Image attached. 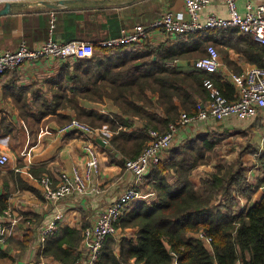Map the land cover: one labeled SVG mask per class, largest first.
I'll list each match as a JSON object with an SVG mask.
<instances>
[{
	"label": "trees",
	"instance_id": "trees-1",
	"mask_svg": "<svg viewBox=\"0 0 264 264\" xmlns=\"http://www.w3.org/2000/svg\"><path fill=\"white\" fill-rule=\"evenodd\" d=\"M69 33H62L61 39L85 40ZM234 37L242 44L234 47L242 59L264 67V45L253 42L247 34ZM103 39L106 38L93 37L91 41L97 46ZM202 45L198 43L174 53L152 47L141 52H127L122 46L105 49L111 58L88 61L84 72L75 68L73 74L67 70L62 72L65 83L55 91L50 109L38 108L37 117L72 109L74 116L58 113V121L68 123L74 117L94 128L106 126L113 132L106 148L109 156L119 153L121 160L135 158L149 140L148 129L164 132L181 110L194 114L201 103L208 101L205 79L212 80L223 95L233 98V86L228 81L221 82L220 75L200 70L183 72L167 66V62L174 59L193 58L187 53L200 51ZM196 54L202 55L201 52ZM147 92L157 95L163 116L148 111L153 104ZM106 98L122 114L136 116L142 126L127 133L123 127H129L130 123L123 121L120 115L111 117L78 106L79 99L97 102ZM217 142L208 132L194 133L175 143L167 150L168 157L144 173L154 198L131 202L126 207L116 225L118 237L105 239L96 264H264V153L256 158L260 173L254 183L247 180L246 167L239 156L232 162L221 159L216 162L210 173L200 177L199 190L191 179L192 173L211 160L208 154ZM168 174H173L172 181ZM258 190L261 191L259 197L253 199ZM236 196L246 199L239 213L234 210ZM7 200L6 195H0V212L8 207ZM128 230H134V237ZM198 234L208 237L209 242ZM31 236V231L27 230L20 243L21 250L27 247ZM80 240L79 230L67 226L59 228L46 237L41 256L71 264L79 256ZM6 256L0 247V257Z\"/></svg>",
	"mask_w": 264,
	"mask_h": 264
},
{
	"label": "crops",
	"instance_id": "crops-1",
	"mask_svg": "<svg viewBox=\"0 0 264 264\" xmlns=\"http://www.w3.org/2000/svg\"><path fill=\"white\" fill-rule=\"evenodd\" d=\"M253 3L264 5V0H253ZM237 6L240 13L244 12L243 0H237ZM51 11L56 18L52 31L54 39L63 40L61 34L70 32L69 34L76 36V39L83 37L85 40L81 41L90 42L94 46V42L91 41L93 37H116L121 27L135 24L146 25L165 11H171L179 21L188 19L183 0H8L0 4V52L15 49L21 41H25L29 47H35L46 40L49 37ZM209 14L227 17L228 11L224 1L209 0V3L199 12V20L204 22ZM233 29L217 32L202 28L193 36L169 35L160 29H154L136 45L125 48V51L141 52L152 47L174 53L180 49H189L198 43L203 44L200 51L187 53L189 56H194L193 58L174 59L167 62L168 67L190 72L197 70L192 63L205 55L206 45H213L218 50L221 61V69L216 75H220L221 82H226L225 75L241 73L248 66L254 65L243 60L242 55L235 50L234 47H241L242 44L234 35L242 36L243 34ZM115 32L116 35H114ZM250 40H252L251 37ZM197 52H201L202 55H197ZM111 57L105 50L96 49L95 54L86 59L47 58L35 63L23 64L0 78V150L9 156V162L0 167V195L7 196L6 209H10L12 215L17 218L7 241L4 244L0 243V247L7 253L6 257H0V264H35L37 261L40 264H61L41 256L43 244L39 241L40 232L50 223H54V231L64 226L80 231L81 240L77 249V255H80L85 247L83 233L94 224L99 209L116 199L133 182V175L124 169V160H121L120 154L115 153L112 157L109 156L106 148L113 132L106 126H101L96 128L106 127L108 133L97 132L92 137L98 152L99 172L92 176L85 194L73 192L52 203L44 197L41 184L42 177L46 176L50 186L54 187L63 174L70 173L72 167H82L86 159L84 149L86 140L74 132L60 131L69 122L58 121L57 114H67L72 117L74 116L72 109H60L57 113H46L38 118V108L45 111L50 109L55 91L59 86L61 87L62 83H65L62 72L67 70L73 74L75 69L84 72L88 61L106 60ZM147 96L153 104L152 108H147L148 111L158 117L163 116V109L157 102V95L147 92ZM233 98H235V91ZM197 102L201 103V100L198 99ZM207 102L201 103L200 107ZM78 106L111 117L115 114L120 115L123 121L130 123L129 127H123L127 133L142 126V121L136 116L122 114L119 108L107 98L97 102L79 99ZM181 112L184 111L181 110ZM257 117L264 119V115L246 119L229 117L221 121L208 119L186 125L176 133L172 146L191 136L192 134L189 133L193 127H198V131L195 128L196 133H207L208 126L213 123L228 125L226 120L253 121ZM73 119L76 118L73 117ZM232 126L233 124H229L228 127ZM152 130L159 131V129ZM164 157H168L167 152ZM243 163L248 167L255 166V168H248L253 174L259 173L256 171L258 168L253 158L249 157ZM210 167L212 171V166ZM168 178L172 181L173 174H168ZM191 179L193 181V175ZM137 193L133 202L150 201L154 198V193L146 184L144 176L139 182ZM255 194L256 192L252 196L253 199L259 197ZM238 198L240 197L236 198L237 206L234 207L236 213L241 212L246 204V199L243 202ZM27 230L31 231L32 236L27 247L21 250L20 243ZM133 233L134 230L128 231L131 237H134ZM11 241H15L17 249L10 248Z\"/></svg>",
	"mask_w": 264,
	"mask_h": 264
},
{
	"label": "built area",
	"instance_id": "built-area-1",
	"mask_svg": "<svg viewBox=\"0 0 264 264\" xmlns=\"http://www.w3.org/2000/svg\"><path fill=\"white\" fill-rule=\"evenodd\" d=\"M7 1L0 0V4ZM223 1L228 11L227 17L209 14L206 20L201 22L199 12L209 3V0H183L188 14L187 20L179 21L171 11H165L146 25L135 24L121 27L118 36L98 41L97 47L87 41L54 39L52 31L56 18L54 12L51 11L49 13V37L46 40L35 47H29L25 41H21L15 49L0 52V78L7 72L20 68L23 64L35 63L47 58L86 59L94 55L96 49L105 50L121 46L128 49L146 38L148 33L154 29H160L169 35L185 36L202 28L219 30L235 28L240 33L249 35L254 42L264 45V5H256L253 0H243L244 12L240 13L237 0ZM192 64L197 70L216 74L221 69L218 50L215 46L208 45L205 55L195 59ZM224 79L233 86L235 98L229 99L221 93L212 80L205 79L203 84L209 95L206 105L199 106L194 114L181 112L174 122L168 124L164 132L149 130L150 139L140 153L135 158L124 159L123 167L133 175V182L116 199L99 209L94 224L83 233L84 249L71 264L97 263L105 239L108 236H117L116 225L126 207L137 197V187L144 173L164 158L180 128L208 119L221 121L229 117L246 119L264 115V67L250 65L241 73L225 75ZM60 131H70L84 137L86 159L82 167L74 166L69 174H63L54 187L50 186L48 177H42L43 195L52 203L73 192L80 194L87 192L92 176L99 172L98 152L92 137L97 132L108 133L106 127L93 128L77 119H72ZM8 162L9 156L0 150V167ZM16 222L17 218L12 215L10 209L0 212V243L4 244L7 241ZM54 229V223H50L41 230L39 236L41 244L49 234L53 233ZM198 236L206 243L210 240L202 234Z\"/></svg>",
	"mask_w": 264,
	"mask_h": 264
},
{
	"label": "rangeland",
	"instance_id": "rangeland-1",
	"mask_svg": "<svg viewBox=\"0 0 264 264\" xmlns=\"http://www.w3.org/2000/svg\"><path fill=\"white\" fill-rule=\"evenodd\" d=\"M226 121L228 122V125L223 123H219V124L213 123L212 125L210 124L208 126L209 128H207V132L209 133V135L217 138L218 142L216 143L214 150H212L208 154L210 155L211 160L207 161V163L204 164V166L201 165L203 168L199 166L192 173L193 181L199 190H201L200 183L198 182V179H200L199 178L200 175L201 177H204L206 174L210 173L211 172L210 166H212L213 169V166L216 164V162H219L220 159L223 161L232 162L239 156L243 161H247L248 158L251 157L254 159V163H256V158L260 154L264 153V148H263L264 119L262 117H257L253 119V121L250 120H243V121L226 120ZM229 124L230 125L233 124V126L230 128L228 127ZM195 128L196 131L199 130L198 127H193L192 128L193 130H191V133L189 134H194ZM245 167H246L245 173L247 180L251 183H254L255 176L259 175L260 171L257 169L256 171L259 173L255 175V173L253 174V172H250V169L248 170V168H255V166L248 167L245 165ZM208 170L210 171L208 172ZM259 194H260V190L256 191L255 195H259ZM236 197H240V196H236ZM238 199L239 201L244 200L243 197H240ZM117 237L118 235L114 237V239H116ZM9 246L10 248L17 249V245L15 241H11Z\"/></svg>",
	"mask_w": 264,
	"mask_h": 264
},
{
	"label": "water",
	"instance_id": "water-1",
	"mask_svg": "<svg viewBox=\"0 0 264 264\" xmlns=\"http://www.w3.org/2000/svg\"><path fill=\"white\" fill-rule=\"evenodd\" d=\"M49 7H55L54 5H48ZM7 7V6H6Z\"/></svg>",
	"mask_w": 264,
	"mask_h": 264
}]
</instances>
